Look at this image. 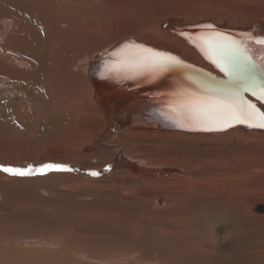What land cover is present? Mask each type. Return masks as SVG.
<instances>
[{"label":"bare ground","instance_id":"obj_1","mask_svg":"<svg viewBox=\"0 0 264 264\" xmlns=\"http://www.w3.org/2000/svg\"><path fill=\"white\" fill-rule=\"evenodd\" d=\"M90 1L91 0H0V6H3V10L7 9V11L0 12V19L3 18L2 21H0V41L2 39L4 40V50L0 48V85H5V90H14V92L17 93L16 104L20 103L24 107H27L26 111L28 112L24 118L25 122L21 123L18 121V124L14 116H7L4 124L6 126L5 128L3 127L5 130L4 132L13 139L18 138L17 140L31 142L30 147L27 148L31 150L30 152L32 154H30L31 156L25 155L27 157L26 167H31L33 172L30 175H35L38 179L46 180L52 178L53 184H51V186L48 185L43 190L52 194L53 198H57V202L64 204L67 202V200L62 199L63 195L66 199L79 196L88 199H113V201L128 204H131V202H146V204H150L154 207H160L172 202V210L171 207L168 208H170V212L173 213L172 217L176 219L181 218L180 220H182L183 215L188 211L198 213V207L202 208L204 205L198 206V199L194 200V204H196L195 207H192V204L190 205L192 198H194V196H192L194 193L192 188L202 174L205 175V177H209L210 175L212 176L218 173L216 165L224 159L225 154L221 153L222 151L205 154L204 148L197 149L196 145L190 146V143L193 140L196 142L195 139L199 138L211 140L220 138L229 140L239 135L252 136L257 139L256 145L258 149L252 150L251 153H254L256 158L257 154H260V158H264V128L248 127L247 124H232V126L222 130L199 131L192 127H177L173 123L169 118L171 115L170 110H168V108L166 109L164 107L165 105H163V96L167 97V95H174V93L182 90L192 93L194 90L199 89L196 85H200L197 79H192L188 77L189 74L187 75L185 73L191 66L197 69H204L213 76L220 77L218 79L220 82L223 81L221 79L224 77L223 73H221L214 64L209 62L210 60L205 59L201 50L197 48L194 43L190 42L188 37L181 35V33H188L190 29L186 27L188 24H191V27L195 24L202 26L211 24L216 30L237 37L249 31H253L256 35H264L262 20L255 19L253 21L251 20L248 25H236V22H238L236 20L228 19L229 21H227L220 16H213V14L209 15L205 13L202 16L195 17L200 18L195 21H186L185 19L184 21L183 18L179 16L176 17L175 20L160 21V28L163 35L175 38L180 42L179 44L182 45L183 49L186 50V52H180L181 50L179 49V53L162 47L165 45L157 43L149 37L139 36L137 31L133 29H131L132 31L128 29L130 33L126 32V30V33L120 32V38H116L117 35L114 34L115 36L113 37H115L116 40L105 48L99 46L98 52L90 57V59L82 57L86 61L84 63V72H82L79 68L81 66L83 67L84 64H78L81 60L78 56L81 54V50L89 45L85 40L86 37H84L86 35L84 33L87 29L98 31L99 27L109 26L106 24L103 25L105 22L108 21L116 24L120 19L127 23L124 14L128 16L133 12L135 17H141L142 14L147 11V9L142 10V8H139L144 6L146 3L145 0H100L102 5H94L93 3H89ZM189 1L192 2V0ZM196 2H199V0ZM17 4H19V7L21 4V7L16 8ZM194 5H196V3H194ZM145 6H147V4H145ZM113 10H118V13L114 15ZM22 11H25V14ZM35 23L40 25V27L34 28ZM42 24L46 26V31L43 38L40 37L42 38L40 39L38 34L42 31ZM145 30L146 27L143 28V33ZM189 31H191L190 34L195 37L205 31V29L200 27L193 28ZM1 35H3V38ZM118 44H120V47L118 49L115 48V51L113 50L117 55L111 56L113 60L115 57H118L119 49L123 48L124 45L137 44L143 45L146 48L167 51V53L187 64L178 66L175 70L162 73L154 78L142 77V84H134L129 90L127 89L128 87L123 89L120 84L114 83L111 79H108L109 76L104 75L106 68L100 69L98 64L99 54L107 51L109 48V50L113 49ZM249 47L252 49L253 56L256 60L264 53V48L254 43H249ZM257 61L260 62L259 60ZM184 66L187 67L185 68ZM215 77H213V79H215ZM17 89L20 91L18 92ZM203 91H205V87L201 88L199 93ZM245 96L249 97V93H245ZM21 97L23 99L19 101ZM258 107L261 111H264V103H258ZM0 112L2 111L0 110ZM31 112L37 114L32 115ZM34 116H37L40 122L44 120L43 126L40 125V127L42 126L43 128L40 129V134H38V125L40 122L35 128L32 127L33 124H35L34 122L27 124V122H29L28 119L34 118ZM46 131L49 132V135L45 134ZM35 134L36 139H34V136L32 138V135ZM179 137H181L180 139L184 138L189 140L190 143L185 142L181 144V142L177 140ZM49 139L50 142H48ZM51 142L52 144H50ZM225 150L226 148L224 151ZM33 154L35 157L32 156ZM127 154L137 159H132ZM29 158H32V160L36 162L34 163L35 165H30L31 162ZM202 163L208 165L204 166L202 168L203 170L199 168V171L196 173V167L201 166L200 164ZM45 164L63 165L70 169V171L45 170L43 173L36 171V169L41 168V166ZM222 167L225 166L222 165ZM210 168L212 169L209 170ZM91 172H97L99 174L93 176L90 175ZM30 178L27 182L30 181ZM13 179L15 180L14 177ZM38 179L36 180L38 181ZM226 179H228V177ZM11 182L13 183V180ZM123 190H128V193H122ZM208 194L210 193L206 195ZM48 199H50V202L52 200L54 201V199L51 200V197ZM73 202H76V200ZM47 204H50L49 201ZM85 204L86 203L83 205ZM205 205H207V202ZM50 206H52V204ZM53 207H55V205ZM61 207L59 206L60 210ZM206 207H210V203L209 206L207 205ZM253 211L264 215V202L254 205ZM196 215H200V213ZM130 216L129 214V218ZM151 216H153V214ZM157 216L159 215L154 217ZM141 217L144 216H140V220ZM201 219L203 220V218ZM195 224L197 225V223ZM165 225V228L161 227L162 231L166 233L163 237L164 239H160L162 243H155V246L153 244V248L159 251L157 252L159 254L160 251L166 253L168 250L177 251V253L181 251L184 253L187 249L185 246H188L190 243L187 242V240L185 243L183 239L180 240L185 244L176 242H178L179 239L177 237V232L181 237H188V233L184 230L186 227L182 231L180 230L181 228L178 229V225L176 226L177 228ZM38 228L41 227L39 226ZM189 229L188 231H191L192 228ZM14 232L15 231H13V234ZM156 235L158 236L159 234ZM18 236L13 237L12 245L6 247L7 253L9 252L6 256V264L12 263V260L15 259L16 256L18 261L24 257L25 253L20 248L16 249L13 243L19 242L20 239L22 242L28 243L29 240L27 241V238L29 237L26 238L23 236L22 238H18ZM190 236L192 239L189 240L196 241V243L198 239L200 240L201 238L197 239L193 235ZM43 240L44 238L41 235H36L34 240L32 237V242H41ZM148 243L150 242L147 241L146 246H149ZM51 246H54L53 242ZM18 247H20V245H18ZM190 247H194V245L191 244ZM204 248L206 249L207 247ZM131 249V247H122V252L124 253V251H130ZM89 251L90 250H84V252L80 251V255L82 258L84 257L83 259L89 257L98 258L100 261L108 259V257L101 258V256L89 254ZM169 254L170 253H168L167 256H169ZM29 258L31 257L28 256V260L31 261ZM155 260L153 262H155ZM182 260H185V258ZM182 260L180 259L178 261ZM95 261H97V259ZM21 262L23 261L21 260ZM175 264H177V262Z\"/></svg>","mask_w":264,"mask_h":264},{"label":"rangeland","instance_id":"obj_2","mask_svg":"<svg viewBox=\"0 0 264 264\" xmlns=\"http://www.w3.org/2000/svg\"><path fill=\"white\" fill-rule=\"evenodd\" d=\"M188 1L145 0V4H147V6L144 4V6L139 8H142V10L147 9V11L144 12L141 17H135L134 13L132 12L128 16L124 14V18L126 17L125 21L127 23L121 21L120 19L119 22H116V24L110 23L108 21L105 22L103 25L106 24L109 26L102 28L99 27L98 31L87 29V31L84 33L86 34L84 37H86L85 40L89 45L81 50V54L78 56V58L81 60L78 64L82 65L86 62L85 59H90V57L98 52L99 46L105 48L106 46L112 44L117 37L120 38V32H125V30L126 32H129L131 29L137 31L139 36L149 37L153 41L165 45L162 47H165L166 49H169L173 52L175 51L179 53V49L181 50L180 52H186L182 45L179 44L180 42H178L173 37L163 35L160 28V21L165 22L166 20L170 19L175 20V18L178 16L183 18V20L185 19L186 21H195L196 19H200L195 17L202 16L207 13L209 15L213 14V16H220L222 19L227 21L236 20L238 21L236 22V25H248L251 20L253 21L255 19H261L263 22L262 28H264V0H238V2L237 0H199V2H196L198 0H192V2ZM100 2V0H91L89 3H93L94 5H102ZM194 3H196V5H194ZM16 6V8H20L21 4L20 7L19 4ZM0 8V12L7 11V9L3 10V6H0ZM22 12L25 14V11ZM117 13L118 10H113L114 15ZM2 19L3 18H1L0 21H2ZM38 27H40V25L35 23L34 28ZM41 27L42 31H40L38 34L39 38H43V35L46 31L45 25L43 26L42 24ZM144 27H146V30L143 33ZM114 34L117 35L116 38L113 37L115 36ZM1 37L3 38V35H1ZM3 41V39L0 41V48L2 49ZM81 67L79 69L84 72L83 69H85V64L82 68ZM17 91L19 92L20 90L17 89ZM19 99L18 100L21 101L23 98L21 97ZM16 103L17 93L14 92V90H5V85H0V110L3 112H0V166L11 168H27V157L25 155L31 156L30 154H32L30 152L31 150L27 148L30 147L31 142L17 140L18 138L13 139L10 137V135L4 132V128L6 126L4 124L7 116H14L16 118L17 124L18 121L21 123L25 122L24 118L28 113L26 111L27 107H24L19 102V104ZM31 114L36 115L37 113L31 112ZM37 120V116H34V118L28 119L29 122H27V124L34 122L35 124H33L32 127L35 128V126H37L40 122V120H38V122ZM43 121L41 120L40 124L38 125V134H40V129H43ZM40 125L42 126L40 127ZM45 134L49 135V132L46 131ZM33 136L34 139H36V134L32 135V138ZM180 138L181 137H179L177 140H179L181 144H184L185 142L190 143L189 140ZM195 140L196 142L193 140L190 143V146L196 145L197 149L204 148L205 154L222 151L221 153H224L225 157L216 165L218 173L220 171L219 174L216 173L215 175L213 174L209 177H205V175L202 174L198 178L199 180L195 183V186L192 188L194 192L192 196H194V198H192L193 201L190 199V205L192 204L191 206L195 207L196 204H194V200L198 199V206L204 205L202 208L198 207V213H200V215H196L198 213H195L194 211H188L183 215L182 220H180L181 218L176 219L172 217L173 213H171L170 208H168L171 207L172 210V202L160 207H154L150 204L149 206L146 204V202H131V204H128L113 201V199H88L81 198L79 196H73L69 199H66L63 195L62 199L67 200V202H65V204L60 203L57 202V198H53L52 194H49L43 190L48 185L51 186V184H53L52 178H50L51 180L46 179L48 180L46 181L45 179L43 180L36 178L35 175L18 176L0 171V264H6V256L9 253H7L6 247L9 245L11 246L12 238L15 236L17 237L18 235V238H22L23 236L26 238L29 237L27 238V241H29L28 243L22 242L20 239L19 242H15V244L13 243L16 249L20 248L25 254L23 259H20L19 261L16 256V258L12 260V263L10 262L11 264H118L119 262V264H175L176 262L177 264H264V215L255 213L253 211L254 205L264 202V158H260V154H257L256 158L255 154L251 153L252 150L258 149V146L256 145L257 139L255 137L253 138L252 136L239 135L229 140L220 138H215L212 140L199 138ZM48 142H50V139ZM50 144H52V142ZM222 147L224 149L226 148V150L224 151ZM32 156H34V154ZM129 157L132 159H137L136 157ZM32 158H29L31 162L30 165H35L34 163L36 162H34ZM202 164H200L201 166L196 167V173L199 171V168L202 169L204 166L208 165L205 163ZM222 165L225 167H222ZM211 169L212 168L209 170ZM227 177L228 179H226ZM29 178L30 181L27 182ZM36 179H38V181ZM210 179H214V183ZM12 180L13 183L11 182ZM39 184L43 186L41 187ZM122 193L126 194L128 193V190H123ZM207 193L210 194L206 195ZM203 195L207 197L205 198ZM50 197L51 200L54 199V201L52 200L53 202H50V199H48ZM47 200L50 204H47ZM75 200L76 202H73ZM206 202L208 206L210 203V207H206ZM84 203L86 204L83 205ZM51 204L52 206H50ZM54 205L55 207H53ZM59 206H63L61 207V210ZM160 208L162 210L166 209L168 212L166 210L162 211ZM129 214L131 215L130 218ZM152 214L153 216H151ZM154 214L159 216L154 217L156 216ZM140 216L144 217H141L140 220ZM170 216L175 221L171 219ZM199 216L203 218V220ZM161 222H164L163 225ZM195 223H197V225ZM165 224L173 226L174 228H177L176 226L178 225V229L181 228L180 230L182 231L186 227L184 230L188 233L189 238L187 236L186 238L181 237L177 232V237L179 239L178 242H176L183 243L180 240L183 239L185 243L186 240L190 243L188 245L189 247L187 245L185 246L187 248L184 251L185 254L181 251H178L179 253H177V251L168 250L166 253L160 251V256V254L157 253L159 251L153 248L155 243H162L161 240L164 239L163 237L166 235V233L165 231H162L161 227H164ZM39 226L41 228H38ZM189 228H192L191 231H188ZM13 231H15L14 234ZM156 234H159V237ZM34 235H41L44 240L41 242L35 241L36 243L32 242V237L33 240L35 238ZM190 235L195 236L197 239L200 237L202 239H198L196 243V241L189 240L192 239ZM147 241L150 242L148 243L149 246H146ZM52 242L54 243V246H51ZM191 244L194 245V247H190ZM18 245H20V247H18ZM122 247H131L134 250H126L123 253ZM144 247H147V250ZM204 247H207V250ZM84 250H90L89 254L98 255L101 256V258L108 257V259L103 261H100L98 258L90 257L83 259L84 257L82 258L80 251L84 252ZM167 252L170 253L169 256H167ZM28 256L31 257L29 258L31 261L28 260ZM172 257L177 258L173 259ZM183 258H185V260H182ZM96 259L97 261H95ZM177 259H181L182 261H178ZM21 260L23 262H21ZM154 260L155 262H153Z\"/></svg>","mask_w":264,"mask_h":264},{"label":"snow or ice","instance_id":"obj_3","mask_svg":"<svg viewBox=\"0 0 264 264\" xmlns=\"http://www.w3.org/2000/svg\"><path fill=\"white\" fill-rule=\"evenodd\" d=\"M202 27L205 31L195 37L183 32L181 35L188 37L201 50L205 59L210 60L223 73L225 80L206 85L202 93L183 90L174 93L176 98L169 106V118L177 127L205 131L222 130L232 124L264 128V111L245 98V93H250L264 103V53L258 62L249 47V43H254L264 48V35L249 31L237 37L218 31L211 24ZM181 65L182 61L169 53L158 52L143 45L126 44L119 49L118 59L110 61L105 68L108 74L135 79L154 78ZM45 170L70 171L66 166L58 164H45L36 169L41 173ZM0 171L18 176L33 172L31 167L21 169L4 166H0ZM98 174L90 173L93 176Z\"/></svg>","mask_w":264,"mask_h":264},{"label":"water","instance_id":"obj_4","mask_svg":"<svg viewBox=\"0 0 264 264\" xmlns=\"http://www.w3.org/2000/svg\"><path fill=\"white\" fill-rule=\"evenodd\" d=\"M192 25L191 24H188V25H186V27L187 28H190L189 30H191V29H195V28H200V27H202V25H198V24H195L193 27H191ZM188 30V34H190L191 33V31H189ZM224 30H228V29H224ZM185 33V32H184ZM121 44V43H120ZM120 44H118V45H116L113 49H111V50H109V49H107V51H105V52H102L101 54H99V56H98V64H99V68L100 69H103V68H105V66L110 62V61H113V59L111 58V56L113 55V53H114V49L116 48V49H118L120 46ZM146 48V47H145ZM109 50V51H108ZM114 50V51H113ZM154 50H156V49H154ZM156 51H158V52H165V53H167V51H159V50H156ZM255 55V54H254ZM255 58V57H254ZM116 59H118V57H115V59L114 60H116ZM260 59H261V56L260 57H258L257 58V60H259L260 61ZM207 61V60H206ZM208 62V61H207ZM209 62H211V61H209ZM208 62V63H209ZM185 64H187V63H184L183 61H182V65L181 66H183V65H185ZM212 66V65H211ZM187 75H188V77H190V78H192V79H197V81L200 83V85L199 84H196L197 85V87H199V89H197V90H194L192 93H199V91H200V89L201 88H203V87H205L206 85H209V84H213V83H216V84H218L219 82H220V80L218 81V79L220 78V77H215V76H213L210 72H208V71H206V70H204V69H200V68H195L194 66H191V68L188 70V71H186L185 72ZM104 75H106V76H109L108 77V79H111L114 83H118V84H120L121 86H122V88L123 89H125V88H127L128 90L130 89V88H132L133 87V85L134 84H142L143 82H141V80H142V77H137V78H135V79H125V78H122V77H117L115 74L113 75V74H108V73H106V71H105V74ZM213 77H215V79H213ZM221 80H225V77H223ZM121 88V87H120ZM176 97L174 96V95H167V97H164L163 96V102H164V104L163 105H165L164 107L167 109L168 108V110H170V104H171V102L175 99ZM245 98L246 99H248V100H250V101H252L253 103H255L256 104V106L258 107V103H260L258 100H256V98L255 97H253L250 93H249V97L248 96H245ZM162 101V100H161ZM259 108V107H258ZM260 109V108H259ZM261 110V109H260ZM197 130H199V131H205V130H201V129H199V128H196ZM262 207V206H261Z\"/></svg>","mask_w":264,"mask_h":264}]
</instances>
